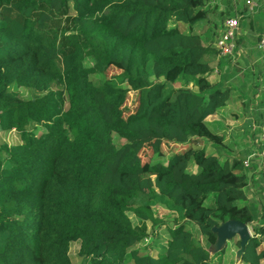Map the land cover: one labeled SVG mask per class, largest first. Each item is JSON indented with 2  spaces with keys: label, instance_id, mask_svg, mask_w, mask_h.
<instances>
[{
  "label": "trees",
  "instance_id": "1",
  "mask_svg": "<svg viewBox=\"0 0 264 264\" xmlns=\"http://www.w3.org/2000/svg\"><path fill=\"white\" fill-rule=\"evenodd\" d=\"M234 16L212 0H0V131L20 136L0 142V264H72L73 242L86 264H221L213 227L231 219L252 231L242 263L262 264V166L206 120L228 101L209 76ZM151 234L156 254L138 246Z\"/></svg>",
  "mask_w": 264,
  "mask_h": 264
},
{
  "label": "crops",
  "instance_id": "2",
  "mask_svg": "<svg viewBox=\"0 0 264 264\" xmlns=\"http://www.w3.org/2000/svg\"><path fill=\"white\" fill-rule=\"evenodd\" d=\"M216 2L220 12H233L241 20L239 43L235 54L229 58L215 59L213 72L209 76L210 81L222 82L223 86L229 90L227 104L215 114L208 116L206 120L219 135L224 137L222 145L229 146L227 150L232 153L230 158L243 153L246 154L244 161L249 160L251 165L257 157L259 168H261L259 132L256 133L254 128L264 121V53L258 47L260 36L258 28H261L264 22L262 19L264 4L260 7L259 18H253L250 21L242 19L244 15L241 14V9L245 10L244 0H217ZM253 133L256 137H252ZM203 145L208 152L217 154L218 148L214 144L203 143ZM252 172L254 170H251L249 175Z\"/></svg>",
  "mask_w": 264,
  "mask_h": 264
},
{
  "label": "rangeland",
  "instance_id": "3",
  "mask_svg": "<svg viewBox=\"0 0 264 264\" xmlns=\"http://www.w3.org/2000/svg\"><path fill=\"white\" fill-rule=\"evenodd\" d=\"M123 22H125V20H123ZM115 73H118V71L117 70H111V73L109 75H112ZM22 95L27 97L28 92L26 90H22ZM134 98H135V93L131 91L129 93V96L127 99V105H133ZM113 139H114V142L117 146L124 143V140L119 138L116 134H113ZM0 142H7L8 144L13 145V144L20 142V136L15 131L8 132V133H4V132L0 131ZM164 149L166 151H168L169 146L165 145ZM147 156H148V150L145 149L142 152V157L146 158ZM186 168H187L186 163H185V161H183L177 167L178 175H180ZM149 185H150V182L147 181L145 183V187L147 188ZM153 212L157 218H159L160 220H163V221H166V220L172 221V219L177 216L176 213H174L169 208L165 207L163 204H160V203L154 205ZM131 218L134 221V223L138 222V217L136 215L131 214ZM149 225H150V227L152 226L151 222L149 223ZM249 228H250V226H249ZM250 230H251V228H250ZM194 231H195V235H196L197 239L200 242L205 244L204 237H202L198 233L196 228L194 229ZM155 232H157V234L162 236L161 238H163V240L165 239V241H166V235H167V227L166 226L161 225L159 227H155ZM237 240H238V237H234L232 240L228 241V243L226 245V250H225L226 252H225V255L223 257V262L221 264H243L242 261L240 260V258L237 257V251L239 249V246L236 245ZM148 241H149V243H148ZM148 241L147 242L143 241L138 246H140L141 248H150L151 253L156 254L157 248H159V246L161 244L159 242L155 241L154 236L152 234L149 237ZM165 241H162V242H165ZM150 244H151V246H150ZM261 248H264V245ZM209 250H210V247H209ZM69 255H70L72 264H86L84 257H82L80 254V242L71 243ZM262 264H264V259L262 261Z\"/></svg>",
  "mask_w": 264,
  "mask_h": 264
},
{
  "label": "built area",
  "instance_id": "4",
  "mask_svg": "<svg viewBox=\"0 0 264 264\" xmlns=\"http://www.w3.org/2000/svg\"><path fill=\"white\" fill-rule=\"evenodd\" d=\"M212 1L216 2L217 0H212ZM245 1L249 11L251 12L258 10L264 4V0H245ZM239 28H240V20L238 16H234L226 19L222 34L216 43L220 55L233 56L235 54L237 49L236 37L239 32ZM258 47L259 50L264 53V30L260 37ZM256 129L259 130V136L261 141L259 156L261 159L262 181L264 185V121L260 126L254 128V130ZM245 165L247 166L249 165V160L245 161Z\"/></svg>",
  "mask_w": 264,
  "mask_h": 264
},
{
  "label": "water",
  "instance_id": "5",
  "mask_svg": "<svg viewBox=\"0 0 264 264\" xmlns=\"http://www.w3.org/2000/svg\"><path fill=\"white\" fill-rule=\"evenodd\" d=\"M213 232L216 233L217 239L214 244L210 246V252L215 253L226 247L228 241L234 237L240 240V247L237 251V257H241L245 250L246 243L252 237V232L249 226L241 221L227 220L222 222L219 226L213 227Z\"/></svg>",
  "mask_w": 264,
  "mask_h": 264
}]
</instances>
